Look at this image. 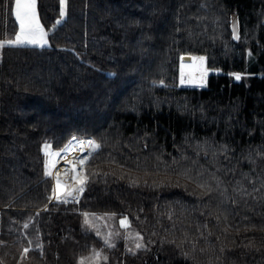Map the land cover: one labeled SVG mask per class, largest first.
Wrapping results in <instances>:
<instances>
[{
	"label": "trees",
	"instance_id": "trees-1",
	"mask_svg": "<svg viewBox=\"0 0 264 264\" xmlns=\"http://www.w3.org/2000/svg\"><path fill=\"white\" fill-rule=\"evenodd\" d=\"M37 10L50 46L0 48V264H80L94 246L107 253L101 264H194L175 244L160 243H179L185 232L189 245L198 241L195 264H264V0H68L66 17L61 0H37ZM18 31L15 0H0V41ZM182 55L197 56L180 65ZM210 70L219 73L207 80ZM181 72L192 81L182 86L207 87H181ZM73 135L103 142L89 172L128 173L137 159L151 166L157 155L169 164L175 157L193 176L214 173L237 202L201 196L190 181L185 191L101 174L79 203L44 211L54 181L44 176L43 144L57 150ZM205 141L207 155L197 149ZM109 153L125 168L101 163ZM241 185L248 195L233 191ZM85 211L127 216L155 243L135 255L123 243L109 247L84 230ZM208 212L221 216L219 225Z\"/></svg>",
	"mask_w": 264,
	"mask_h": 264
},
{
	"label": "snow or ice",
	"instance_id": "snow-or-ice-1",
	"mask_svg": "<svg viewBox=\"0 0 264 264\" xmlns=\"http://www.w3.org/2000/svg\"><path fill=\"white\" fill-rule=\"evenodd\" d=\"M61 4L63 6L61 15L66 17L68 15V0H61ZM202 7H206V5H202ZM15 18L19 21V31L15 34V37L12 39H7L4 41H0V48H3L5 44L13 45V46H23V45H39L43 48L45 45L49 44L48 34L45 31L43 25L40 23L37 12H36V0H15ZM57 24L60 23L59 20L56 21ZM179 30V29H178ZM233 33L235 34V38L237 40L240 39V36L236 34V23H233ZM201 62H203L205 57H198ZM207 69L203 70V74L200 78L201 85L204 84V76L207 74ZM111 75L115 76V73ZM236 79L241 78L240 73H233ZM185 82L191 83V80H186L181 72V80L180 83L184 84ZM153 83H156L155 81ZM160 84H163L164 81L160 80ZM103 142L96 140L95 138L88 139H78L75 135H73L70 140L61 148L57 150H53V145L45 141L43 144V152H44V176L51 178L54 181L50 189V194L47 196V203L43 205V210H48V204L55 201L57 204H69V203H79L80 196L84 193L85 188L90 181L91 177L99 176L103 174L105 177L109 174L111 175H119L120 179H129V182L133 186H140L143 184L145 187L150 188H163V187H183L185 191H188V183L192 182L196 185L197 188L201 189V196L209 195L213 192H219L221 196H226L227 187L223 186L222 180L216 176L214 173L210 175L208 180L203 178V172H198L195 176L192 175V169L187 167H182L175 157L172 158V163L169 164L167 161H163L160 155L155 157V163L149 166L148 158L145 157L144 161L141 162L139 159L135 162V168L131 171L144 173V177L141 178L139 176H132L131 171L128 173L120 172L119 174L115 171L111 172H103L101 173L97 168H93L91 172L87 169L89 168L91 161L93 159L98 158L101 155L103 149ZM147 147V145H145ZM227 145H223L221 147V151L227 152ZM197 149L199 151H203L205 155L208 154V142H204V146L197 145ZM76 152L82 153V155H76ZM71 153V156L69 155ZM215 155V152L213 153ZM258 155L264 157V152H258ZM183 159H187L186 156L182 157ZM247 159L255 163L251 153L247 156ZM63 160V165L61 168H57V165L60 161ZM101 163L118 164L119 168L124 169L125 164L120 163L116 160L115 157L109 153L107 157H105ZM175 165V167H173ZM163 173V175H161ZM247 175V174H245ZM148 177H152L151 181H149ZM181 181H184L182 184ZM210 181H215V185ZM239 183V182H238ZM233 191L235 193H239L241 195H248L249 193L245 192L243 186L234 188ZM256 191V189H253ZM192 195H196L197 193L193 190ZM227 199H231L233 203L237 201L231 197L226 196ZM210 201L208 203H204L202 201V207H208ZM39 214V213H37ZM90 213L87 211L83 212V216L85 217V223L91 224V221L88 219ZM92 216H95V213H91ZM106 215L115 216V213H110ZM174 212L168 213V218L172 220ZM208 216L215 215V219L217 225L221 222V216L218 213L208 212L206 213ZM139 220L140 217H137ZM228 216L227 213L224 214L223 220L227 221ZM146 220V218H145ZM121 227L125 230L130 229L131 221L127 216H123L119 221ZM255 227V225H251ZM27 227V224H25ZM173 227H175V221H173ZM204 228H207L208 225H203ZM228 227H231L229 224H225L223 231L227 232ZM245 227H248L247 225ZM237 231H239V226H237ZM167 231V230H166ZM97 235H100V232L97 231ZM208 234L211 235V229H209ZM152 235L155 236L157 233L155 231L152 232ZM112 233L109 232L105 237V244L109 247H115L114 243H111L110 237ZM200 236H204L203 232H200ZM126 238H130L126 233ZM135 245L134 247L128 248V251L133 255L136 254L137 250L143 249L145 251L148 250V246L150 243H155L154 240H149L147 243L144 242V237L141 235L139 231L135 232ZM171 243L175 244L177 248L181 249V255L185 257V259H191L194 264L196 261L195 253L197 251V240H192L189 245L188 241V233H184V238L177 243L176 239L168 240L167 237L161 238L160 243ZM4 241L0 240V244H3ZM31 243V241H29ZM190 246V251L185 250V246ZM38 248L41 249L42 254V245L38 244ZM200 252H203L204 249L200 248ZM221 252H224L225 249L221 247ZM29 253L28 248H24L21 254V260L24 259ZM216 259H220V257H216ZM108 256L103 253L102 250H97L93 248L90 257H80V264H101L102 261H107ZM211 264V261L209 262Z\"/></svg>",
	"mask_w": 264,
	"mask_h": 264
},
{
	"label": "rangeland",
	"instance_id": "rangeland-1",
	"mask_svg": "<svg viewBox=\"0 0 264 264\" xmlns=\"http://www.w3.org/2000/svg\"><path fill=\"white\" fill-rule=\"evenodd\" d=\"M62 8H63V6H62ZM36 12H37V15H38V18H39V13H38V10H37V0H36ZM39 21H40V18H39ZM40 23H41V21H40ZM18 24H19V21H18ZM47 34L49 35L48 32H47ZM47 38H48L49 44L45 45L44 47H48L51 44L50 40H49V37H47ZM33 46L40 47L39 45H33ZM211 73H213V71L210 70V73L207 76V80H208V77L211 75ZM85 139H88V138H85ZM54 202L55 201H53L52 203H54ZM95 214H96L95 216H92L91 213H90V215L88 217V219L91 221L90 225L86 224L85 221H84L83 228H84L85 231L93 232L96 236H98L104 242H105V237L108 235L109 232H111L112 236L110 237V240H111V243L115 244V246L117 244H119V243H123V245H124V247H125V249L127 251H128V248L134 247L135 240H136L135 232L138 231V230L136 229V227L133 225L132 222H131L130 229L125 230L123 227H121V225L119 223V221L121 219L120 217H118L116 215L115 216L106 215V214H110V213H95ZM97 231L100 232V235L96 234ZM126 233L129 235L130 238H126ZM93 248L97 249L95 246ZM92 250L84 256L86 259L90 257V254H91ZM97 250H99V249H97ZM102 251H103V253L105 255H107L106 251H104V250H102ZM138 251L139 250H137L136 252H138ZM129 253H131V252H129Z\"/></svg>",
	"mask_w": 264,
	"mask_h": 264
},
{
	"label": "water",
	"instance_id": "water-1",
	"mask_svg": "<svg viewBox=\"0 0 264 264\" xmlns=\"http://www.w3.org/2000/svg\"><path fill=\"white\" fill-rule=\"evenodd\" d=\"M234 21H235V23H236V34H238V32H239V25H238V19H237V17H234V19H233V22H232V28H233V23H234ZM193 88V87H192ZM194 88H196V87H194Z\"/></svg>",
	"mask_w": 264,
	"mask_h": 264
},
{
	"label": "bare ground",
	"instance_id": "bare-ground-1",
	"mask_svg": "<svg viewBox=\"0 0 264 264\" xmlns=\"http://www.w3.org/2000/svg\"><path fill=\"white\" fill-rule=\"evenodd\" d=\"M182 57H184V56H182ZM75 154H76V155H79L77 152H76ZM69 155L71 156V153H70ZM62 165H63V160L60 161V163L57 165V168H58V169L61 168Z\"/></svg>",
	"mask_w": 264,
	"mask_h": 264
},
{
	"label": "crops",
	"instance_id": "crops-1",
	"mask_svg": "<svg viewBox=\"0 0 264 264\" xmlns=\"http://www.w3.org/2000/svg\"><path fill=\"white\" fill-rule=\"evenodd\" d=\"M5 45H7V44H5Z\"/></svg>",
	"mask_w": 264,
	"mask_h": 264
}]
</instances>
